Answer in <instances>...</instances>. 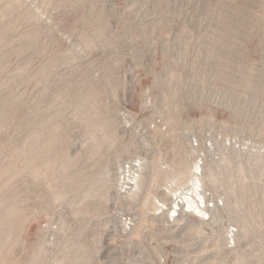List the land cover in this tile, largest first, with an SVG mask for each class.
I'll use <instances>...</instances> for the list:
<instances>
[{"label": "rangeland", "instance_id": "obj_1", "mask_svg": "<svg viewBox=\"0 0 264 264\" xmlns=\"http://www.w3.org/2000/svg\"><path fill=\"white\" fill-rule=\"evenodd\" d=\"M0 264H264V0H0Z\"/></svg>", "mask_w": 264, "mask_h": 264}, {"label": "bare ground", "instance_id": "obj_2", "mask_svg": "<svg viewBox=\"0 0 264 264\" xmlns=\"http://www.w3.org/2000/svg\"><path fill=\"white\" fill-rule=\"evenodd\" d=\"M132 179H134V177H132ZM193 195H191L190 197H187L186 199V204H188L190 207H193L195 209H199L200 207L198 206V201L197 198H201V193L198 192V190H194L193 191ZM176 206L179 205V203H175ZM173 209V208H172ZM178 211V210H177Z\"/></svg>", "mask_w": 264, "mask_h": 264}]
</instances>
